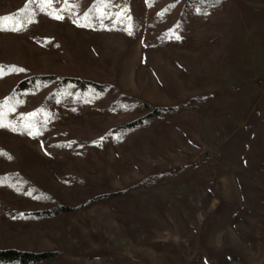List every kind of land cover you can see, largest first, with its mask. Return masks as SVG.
<instances>
[{
    "label": "rangeland",
    "instance_id": "1",
    "mask_svg": "<svg viewBox=\"0 0 264 264\" xmlns=\"http://www.w3.org/2000/svg\"><path fill=\"white\" fill-rule=\"evenodd\" d=\"M25 1L0 0V13ZM227 1L169 53L146 50L145 31L80 27L61 3L26 32H0V66L19 71L0 81V100L23 76L57 75L12 98L15 117L41 121L30 132L3 123L0 144L67 208L26 220L38 206L6 202L0 247L59 249L49 264H264V0ZM146 105L170 110L147 117ZM95 195L108 198L81 206Z\"/></svg>",
    "mask_w": 264,
    "mask_h": 264
},
{
    "label": "trees",
    "instance_id": "2",
    "mask_svg": "<svg viewBox=\"0 0 264 264\" xmlns=\"http://www.w3.org/2000/svg\"><path fill=\"white\" fill-rule=\"evenodd\" d=\"M140 2L142 6L139 5ZM49 3H61V9L67 18L85 29L104 33L120 31L131 39L145 31L143 45L146 50L169 53L172 46L177 45V42L184 40L188 35L189 27L195 31L202 29L205 17L219 13L225 5L228 6L229 2L227 0H108L105 5L100 0H26L18 10L0 13V18H7L0 19V27L4 29L0 32L8 37H12V34L26 32L32 23L37 22V19L42 16L46 17L50 9ZM101 12L107 13L103 19L98 18ZM86 14L89 16L88 21L84 19ZM227 21L225 20L224 24ZM14 46L16 49L17 44ZM11 67L16 68L13 65ZM4 68L5 71L0 75V81L13 73L8 70L7 66ZM16 71L19 72L14 70L15 74ZM38 79L46 83L54 82L57 75L35 73L32 76L21 77L6 98L0 100V122L30 132L31 124L28 125L27 121L30 123L41 121L40 118L36 119L27 115L15 117L17 110L12 99L13 97L32 96L36 89L41 90L42 88H35L33 85ZM62 79L68 80V83L73 86H81L82 89L91 87L103 89L100 83L85 77H63ZM29 80L33 82L30 83ZM59 94L58 91L47 93L44 102L49 101L51 97H59ZM19 102L21 103V100ZM150 106L146 105L144 108L148 110ZM165 109L170 110V107H156L151 111L148 110L149 113L146 116L160 115ZM17 118H19L18 121H15ZM21 167L22 160L19 155L8 145L0 144V208L8 207L4 206L8 201H23L38 207L33 211L25 212L21 216L22 219L56 220L65 216L67 214L66 205L46 194L41 186L36 185L33 180L22 173ZM79 177V174H75L72 179L76 180ZM107 198L108 196L95 195L92 199L83 201L81 206L85 207ZM10 206L12 207L11 204ZM60 255L59 249L38 252L0 247V264H49L60 260Z\"/></svg>",
    "mask_w": 264,
    "mask_h": 264
},
{
    "label": "snow or ice",
    "instance_id": "3",
    "mask_svg": "<svg viewBox=\"0 0 264 264\" xmlns=\"http://www.w3.org/2000/svg\"><path fill=\"white\" fill-rule=\"evenodd\" d=\"M100 2L104 3L105 5H107L108 0H100ZM97 11H99V10H97ZM105 15H107V13L101 12L98 18L99 19H103ZM117 16L119 17V14H117ZM54 18L59 19V18H62V17H60L59 15H56V16H54ZM0 19H7V18H0ZM84 19L86 21H88L89 20V16L86 14ZM114 22H118V21H114ZM0 30H4V29L2 27H0ZM8 70L14 71L16 69H14V67H9ZM4 71H5L4 66H0V75H2L4 73ZM20 71H22V69ZM0 126H4L2 122H0Z\"/></svg>",
    "mask_w": 264,
    "mask_h": 264
}]
</instances>
